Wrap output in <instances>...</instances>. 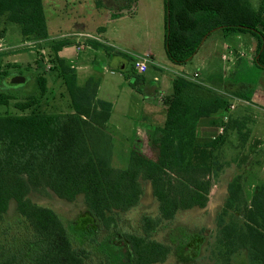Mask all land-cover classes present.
<instances>
[{"label": "trees", "instance_id": "obj_1", "mask_svg": "<svg viewBox=\"0 0 264 264\" xmlns=\"http://www.w3.org/2000/svg\"><path fill=\"white\" fill-rule=\"evenodd\" d=\"M134 1L124 0L122 9L112 17L132 12ZM257 1L252 6L249 0H164L166 58L175 65L185 64L204 39L219 30L223 35L249 36L255 45L253 64L264 71V0ZM125 7L130 9L125 11ZM0 22L18 25L24 41L49 38L44 0H0ZM5 31V27L0 30V38ZM72 43L68 38L50 42L51 69L62 81L70 113L64 117L47 114L38 110V100H29L14 105L17 111L29 113L0 118V221L8 202L15 200L26 231L19 249H0V264H85L87 253L85 257L72 246L55 214L26 198L32 189L47 187L66 201L83 195L93 224L82 231L74 226L71 232L95 241L99 229L115 226L116 216L140 204L142 182L150 184L156 216L142 215L138 233H113L96 241L103 253L100 264H161L172 248L154 240L153 234L178 213L206 206L213 180L224 166L220 156L225 137L233 131L241 134L240 124L228 121L214 139L197 135L202 120H208L211 127L221 124L213 117L228 111L229 96L204 83L175 77L171 92L162 100L164 123L148 133L150 154L132 150L126 167L115 168L107 130L112 105L97 98V78L90 76L78 85L76 69L60 55ZM86 45L114 51L94 40ZM120 55L132 65L130 87L140 92L137 85L142 77L135 72L133 57ZM45 82L39 76L36 85L44 89ZM231 95L248 101L251 92L236 89ZM7 104L0 96V105ZM243 181L241 174L229 181L216 217L212 256L218 264H236L234 258L239 255L245 257V264H264V185L253 186L248 195Z\"/></svg>", "mask_w": 264, "mask_h": 264}, {"label": "rangeland", "instance_id": "obj_2", "mask_svg": "<svg viewBox=\"0 0 264 264\" xmlns=\"http://www.w3.org/2000/svg\"><path fill=\"white\" fill-rule=\"evenodd\" d=\"M123 2L124 0L111 2L106 0H44L49 38L37 42L21 39L18 25L4 26L0 22V30L6 28L3 37L0 38V44L3 47V50L0 51V73L7 71L5 76L0 77V96L8 101L7 105H0V118L29 113L30 110L17 111L13 104L14 100L23 101L28 98L32 102L39 101L38 110L41 112L61 117L70 113L69 100L62 81L56 72L52 71L50 63L52 59L50 42L68 38L73 42V45L63 48L60 55L76 69L78 85L82 86L87 76L97 78L103 88L98 96L100 99L114 101V116L120 115L125 118L132 116L134 121H139L143 107L135 98L136 94L129 92L127 82L132 65L120 55V52L130 53L136 57H145L146 53L150 52L154 54V60L161 63L168 61L163 43L164 0H135L130 7L131 9L134 7L132 12L112 17L114 12L122 9ZM249 2L252 6L258 4L257 0H249ZM129 9L125 7V11ZM218 32L212 33L206 40L204 39L205 43L201 44L188 62L183 65L173 64V67L179 72L178 76H187L188 74L192 77L196 72L200 75L199 79L204 80L207 72L203 64L204 56L210 50L211 44H214L213 41L219 39ZM74 33L101 36L112 45L114 54L105 56L98 50L90 49L91 47L77 51L75 42L80 39ZM220 44L213 46L214 52H216V55L213 52L215 58L212 61L217 66L215 70L226 74V76L237 75L236 81L239 86L237 85L235 90L251 92L249 100L263 107L264 71L254 66L251 58L254 52H251L246 46L237 47L236 45L234 48L238 51L240 61L239 66L235 67L234 54L228 52L227 48L221 47ZM223 55L227 59L222 60L221 56ZM120 62L123 63L122 69ZM30 66L41 68L39 71L43 72L42 76L46 80L44 89L35 86L32 71L27 73L22 70L24 67ZM20 70L22 72L20 76L24 77L23 84L13 81L18 77ZM145 76L149 78L147 82L149 87L142 88L141 94L147 99L161 97L163 90L158 87L159 80L167 82L171 78L170 74L163 69L159 75L154 72L153 68H150ZM174 76L173 79L177 77ZM209 86L214 90L216 88L217 91L222 90L220 85ZM227 100L233 102V97H228ZM121 103L128 106L123 108L120 106ZM130 104L131 108H129ZM251 106L247 108L244 103L236 104L232 111V118L239 116L243 118L250 114L249 112L256 111ZM257 112H259L258 109ZM219 116V113L215 115V117ZM254 120L256 122L250 125L248 120L243 119L245 122L239 125L241 134H236L233 131L225 137L220 156L224 166L213 180L212 191L209 193L206 206L202 209L193 208L178 213L173 221L164 222L153 234L154 240L172 248L170 255L161 264H218L215 260L217 258L212 256V250H214L217 230L216 217L226 197L227 183L236 174H241L248 195L251 194L253 186L264 185V133L256 130L258 118ZM246 133H248L247 137H245ZM260 135L262 136L260 139L256 137ZM113 136V154L114 156L118 155L119 158L114 159L112 166L123 169L127 164L126 152L129 150L130 141H123V135L113 134ZM242 143L243 146H241ZM238 145L241 147L239 148ZM142 185L144 193L140 204L132 210L116 216L115 226L107 230L99 229L95 241L86 239V237L79 238L71 232L74 226L82 231L93 224V218L85 205L83 195H77L73 201H66L47 187H37L38 189H32L26 198L31 203L55 214L67 230L72 246L78 251L82 250L85 257L87 253L85 264H100L103 261V253L100 252L97 242H101L113 233H138L139 219L142 215L156 216L157 203L152 196L150 184L142 182ZM16 207L17 202L10 200L0 221V249L3 251L14 252L24 243L25 225L16 213ZM234 260L236 264H245L243 255L237 256Z\"/></svg>", "mask_w": 264, "mask_h": 264}, {"label": "crops", "instance_id": "obj_3", "mask_svg": "<svg viewBox=\"0 0 264 264\" xmlns=\"http://www.w3.org/2000/svg\"><path fill=\"white\" fill-rule=\"evenodd\" d=\"M217 31H219V30H215V31L211 32L206 38H208L212 33H216ZM217 34H219L217 36V37H219V39H215L213 41L214 44H211L210 50L204 56L203 64L205 65V67L207 69L206 76H205L204 80H200L199 79L200 75L198 73L194 72L193 75L197 74V78L194 79V81H197L199 83H204V85H205V83H209L208 85L206 84L207 87H210L209 85H220L222 87V89L225 90V92L216 90L217 92H219L221 94L228 95L229 97H235V96H232L231 93H233L235 91V87H237V85H238V83L236 81L237 75L231 74V75L226 76V74L217 72L215 70V67H217V66L214 63H212V61L215 58L213 56V52H214L213 46L218 45L220 43H221L220 44L221 47L225 46L227 48L228 52L234 54V56H235L234 66L238 67L239 61H240L238 58L239 54H238V51L234 47L236 45H237V47H240L242 45L243 47H245V46L248 47V49L251 52H254L253 50H254L255 45H254L253 40L251 38H249V36H247V35H239V34L223 35V33L221 31H219ZM98 37L100 38L101 43L107 45L108 47H112V45L107 40H104L99 35H98ZM206 38H205V40H206ZM163 40H164V38H163ZM216 40H218V41H216ZM204 41L202 42V44L205 43ZM90 49H92V48H90ZM93 50H96V49H93ZM97 50L99 52H101L102 54H104L105 56L114 54V51L105 52L102 49H97ZM125 54H127L131 57L135 56V55H132L130 53H125ZM214 54L216 55V52H214ZM145 57H148V64H147L148 67H147L146 72H148L150 68H153L154 72H156V74L160 75L161 70L165 69L170 74L171 78H169L167 80V82L159 80V83H158L159 86L158 87L163 90V94L161 93L162 94L161 97L156 96V97L147 99V97H144L143 94H141V89L144 87H149L147 84L149 78H148V76H145L146 72L143 74H139L135 71L137 75H140L142 77V80L137 85V88L139 89L140 92H138L135 89H132L130 87V85H129V92H131L132 94H136L137 97H135V98H137V100H139L138 102L140 104H142L143 112H141L140 117L138 116L140 119L139 121H137V120L134 121L132 116L126 117V118H125V116H120V115L114 116V112H115L114 101L108 100L105 98L100 99L98 96L103 90L102 84L100 82H99V87L97 90V98L99 100L108 102L112 105L111 116H110V119H109V122L107 125V130H108V133L110 134L111 138L112 137L114 138L113 134L118 135V136L123 135L124 136L123 141H128V142L130 141L129 150H127V152H126L127 153V159H128V155H129L130 151H132V150L141 152L142 154H145V155L150 154V148H149V142H148V133L155 128H160L163 125L164 120H165V108L162 104V100H163V97L165 95H167L171 92V82L173 79L172 77L174 75L175 76L179 75V72L177 71V69H175L173 67L174 65L172 63H170L169 61L161 63L160 61L154 60L155 56H154V54H151L150 52L146 53ZM223 57H225V56L224 55L221 56L222 60L227 59L226 57L225 58H223ZM251 58H253L252 55H251ZM252 62H253V59H252ZM91 63H92V61H91ZM119 64H120V68L122 69L123 63L120 62ZM86 68H87V66H86ZM103 69H104V67H103ZM184 75H186V74H184ZM193 75L191 77L187 74V77L193 78ZM88 77H90V76H87L86 79ZM154 79L156 80L157 78L155 77ZM132 80L133 79L127 78L128 84ZM226 80H228V81H226ZM144 98H146V99H144ZM244 101L246 102L247 108L252 105L251 107L256 109V111L249 112L251 115L248 114V115L244 116L243 118H241L240 116L232 118L231 115L233 112L229 111V110L225 113H219V115H220L219 117L214 116L213 118L216 119L217 121L221 122V124H219L218 126L211 127L208 124V120H202L200 126L197 128V135L199 137H202V138L214 139L220 135L219 127H221V126L224 127V124L227 123L228 121L231 123H234V125L235 124H241L242 125V123L245 122V121H243V119H246L250 122V125H251V123L256 122L254 120L256 118H258V124H257V126H255L256 130L259 131L260 133L261 132L264 133V106L262 107L259 104H258L259 105L258 106L257 104L251 102L250 100H248V101L244 100ZM133 104H135V103H133ZM120 106L123 108H126L128 105L121 103ZM129 108H131V104H130ZM257 109L259 112H257ZM224 117H226L227 120H224ZM246 134H248V133H246ZM256 137H258L260 139L262 136L260 135V136H256ZM112 142H113V139H112ZM115 158L117 159V158H119V156L118 155L114 156L113 150H112V164L113 165H114L113 161ZM211 191L212 190H210V193H211Z\"/></svg>", "mask_w": 264, "mask_h": 264}, {"label": "built area", "instance_id": "obj_4", "mask_svg": "<svg viewBox=\"0 0 264 264\" xmlns=\"http://www.w3.org/2000/svg\"><path fill=\"white\" fill-rule=\"evenodd\" d=\"M75 36H77L80 40H77L75 42L76 47L75 49L77 51L83 50L85 47H88L87 45H85L86 41L88 40H94V41H98L101 42V40L99 39V37L96 36H90V35H86L85 33H74ZM3 50L2 45L0 44V51ZM225 58V57H223ZM133 67L135 69V71L139 74H143L146 72L147 70V64H148V57H133V61H132ZM187 79H196L197 78V74L193 75V78H189L187 76H185ZM235 101V102H234ZM244 103L246 104V102L242 99H239L237 97H233V102H230V105L228 107L229 111H233L236 107V104H241ZM224 120H227L226 117H224ZM224 128L221 126L219 127V133L221 134L223 132Z\"/></svg>", "mask_w": 264, "mask_h": 264}, {"label": "flooded vegetation", "instance_id": "obj_5", "mask_svg": "<svg viewBox=\"0 0 264 264\" xmlns=\"http://www.w3.org/2000/svg\"><path fill=\"white\" fill-rule=\"evenodd\" d=\"M16 67V66H15ZM41 68H39V67H32V66H30V67H24L22 70H25L27 73H29L30 71H32L33 72V75H32V77H33V81H34V84H35V86H37L36 85V81H37V79H38V77L39 76H42L43 75V72L41 73L39 70H40ZM22 74V72H21V70L18 72V77L20 76ZM1 77V76H0ZM30 99L28 98L27 100H23V101H13V104L15 105L16 103H23V104H25V103H27L28 101H29Z\"/></svg>", "mask_w": 264, "mask_h": 264}, {"label": "water", "instance_id": "obj_6", "mask_svg": "<svg viewBox=\"0 0 264 264\" xmlns=\"http://www.w3.org/2000/svg\"><path fill=\"white\" fill-rule=\"evenodd\" d=\"M13 81L18 82V84H23L24 83V77L19 76V77L15 78V80H13Z\"/></svg>", "mask_w": 264, "mask_h": 264}]
</instances>
